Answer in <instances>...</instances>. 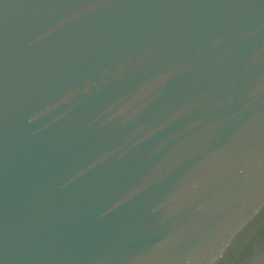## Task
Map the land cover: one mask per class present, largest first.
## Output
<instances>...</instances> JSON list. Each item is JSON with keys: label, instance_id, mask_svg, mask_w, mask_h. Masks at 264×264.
<instances>
[{"label": "water", "instance_id": "1", "mask_svg": "<svg viewBox=\"0 0 264 264\" xmlns=\"http://www.w3.org/2000/svg\"><path fill=\"white\" fill-rule=\"evenodd\" d=\"M0 264H264V0H0Z\"/></svg>", "mask_w": 264, "mask_h": 264}]
</instances>
